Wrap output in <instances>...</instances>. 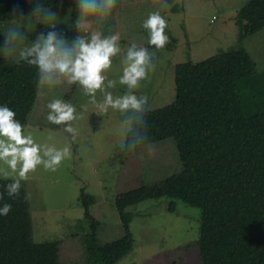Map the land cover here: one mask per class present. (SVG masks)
<instances>
[{"label": "rangeland", "instance_id": "rangeland-1", "mask_svg": "<svg viewBox=\"0 0 264 264\" xmlns=\"http://www.w3.org/2000/svg\"><path fill=\"white\" fill-rule=\"evenodd\" d=\"M251 1L177 0L169 4V8L161 9L169 37L163 49L148 44V31L142 27L148 14L157 10L154 0H117L106 20L98 24L94 17H89V31L75 32L89 35L91 31L100 30L104 35H120L121 53L113 58L112 68L106 73L109 79L117 80L116 87L108 89L114 96L126 91V86L118 81L127 47L132 42L148 47L154 54L156 69L149 73L147 80L141 81L137 95H147L150 110H156L175 101L178 65L201 64L243 49L252 56L258 72L264 73V30L242 40L238 26V16ZM48 9L55 12L53 19L37 21L30 13L18 21L0 24V33L10 26L20 25L26 34L25 45L30 46L36 34L54 23L71 40L74 4L68 1ZM9 60L17 63L15 58ZM56 98L77 109L79 119L72 122L78 130L75 140L64 131L65 125L47 120L50 111L47 105ZM96 98L102 101L103 94L97 92ZM122 119V114L112 109L100 114L79 84L40 86L25 133H31L40 144L57 148L69 146L71 156L56 171L39 166L22 184L33 221L34 243H58L63 264H95L88 250V236L92 231L91 220L86 217L84 195L93 199L90 212L98 223L97 243L105 246L125 235L115 206L118 196L142 185L155 186L184 171L173 138L145 145L122 160L116 131ZM175 202V212L169 210L172 201L168 198L143 201L127 209L132 215L130 232L134 249L119 264H203L199 246L203 212L184 202Z\"/></svg>", "mask_w": 264, "mask_h": 264}, {"label": "trees", "instance_id": "trees-1", "mask_svg": "<svg viewBox=\"0 0 264 264\" xmlns=\"http://www.w3.org/2000/svg\"><path fill=\"white\" fill-rule=\"evenodd\" d=\"M72 26L79 12L75 0ZM177 0H167L174 4ZM47 8L60 0H38ZM28 0H0V24L15 22L31 13ZM22 10L24 16L13 15ZM242 40L264 30V0H252L238 16ZM3 34L0 33V44ZM175 101L149 110L148 144L168 138L176 141L184 171L155 186L142 185L116 199L124 237L99 246L98 223L90 212L93 199L83 196L91 220L88 250L95 264H119L134 249L130 232L132 215L127 209L143 201L168 198L169 210L181 201L203 212L199 241L203 264H264V73L246 50H232L201 64L175 68ZM41 86V85H40ZM38 69L25 62L12 64L0 54V105L16 112L28 124L38 100ZM139 150V149H138ZM137 150V151H138ZM136 151V152H137ZM121 152L122 160L135 154ZM9 181L0 179L2 187ZM0 264H63L60 245L35 244L33 221L24 185L20 195L5 193L0 207Z\"/></svg>", "mask_w": 264, "mask_h": 264}, {"label": "clouds", "instance_id": "clouds-1", "mask_svg": "<svg viewBox=\"0 0 264 264\" xmlns=\"http://www.w3.org/2000/svg\"><path fill=\"white\" fill-rule=\"evenodd\" d=\"M31 15L37 21L51 20L55 12L49 10L38 0H28ZM61 4L63 0H60ZM79 17L75 23L76 31H89L94 17L96 23H102L113 12L117 0H75ZM157 10L151 11L143 21L142 27L148 31V44L163 49L169 42L165 32L167 20L161 9L169 8L167 0H154ZM24 16L22 10L14 9L13 15ZM3 34L0 54L6 59L15 58L16 62H25L38 69V87L55 86L59 83L79 84L90 97L100 114L109 109L119 111L123 119L117 128L119 137L117 146L121 152L134 153L148 143L149 125L147 113L150 110L147 95H137L141 81L154 72L156 64L154 54L148 47L132 42L122 57V75L119 84L126 86L122 95L114 96L108 89L117 85V80L109 79L106 73L112 68L113 58L121 53L120 35H104L100 30L89 35H75L71 40L51 24L46 31L36 34L30 46L25 45L26 34L22 26H10ZM103 94L102 101H97L96 94ZM50 110L47 120L56 125H65L64 131L75 140L78 130L72 122L79 119L76 107L59 98L48 105ZM51 138V137H50ZM71 156V148H57L50 144L38 143L31 133H25V126L16 119V112L7 105H0V178L4 184V194L17 198L21 191V182L28 179L39 166L45 170L56 171L59 165ZM12 210L10 203L0 207V215L7 216Z\"/></svg>", "mask_w": 264, "mask_h": 264}]
</instances>
